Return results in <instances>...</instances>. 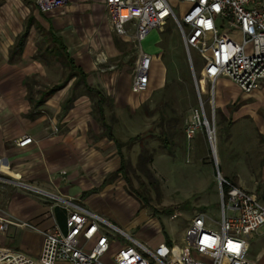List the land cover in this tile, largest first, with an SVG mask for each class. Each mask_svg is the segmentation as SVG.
I'll list each match as a JSON object with an SVG mask.
<instances>
[{"label":"rangeland","instance_id":"1","mask_svg":"<svg viewBox=\"0 0 264 264\" xmlns=\"http://www.w3.org/2000/svg\"><path fill=\"white\" fill-rule=\"evenodd\" d=\"M110 33L119 52L108 59L107 65L111 67L103 72L117 70L118 78L110 93L98 84L95 86L106 97L103 104L106 121L115 137L124 142L121 151L130 183L123 173L114 174L120 165V155L115 150L114 141H111L109 159L112 171L105 176L109 181L105 196L117 204L113 205V216L108 218L152 246L162 236L167 242L180 243L189 219L197 211H206L218 218L219 180L243 186L264 202L261 198L264 196V91L242 99L234 84L219 80L215 84L217 92H220L217 97L213 94L214 83L203 81L198 74L201 60L196 50L190 49L193 58L191 68L182 38L169 21L162 31L152 29L142 40L144 50L154 55L150 68L151 82L146 91L133 93L130 83L135 46L129 40L124 41L111 27ZM41 41L39 52L52 71L51 75L43 77L42 82L50 80V86L54 87L61 60L55 55L56 43L48 35ZM162 76L164 84L158 86ZM87 97L91 101L92 119L87 134L93 140L102 136L104 127L96 119L97 111L92 107L94 101L89 94ZM36 110L44 113L46 109L41 106ZM197 113L201 125L188 138L185 127ZM204 119L214 131L217 164ZM164 139H167L166 143ZM145 152L152 155L147 166L152 175L150 179L138 166ZM243 161L247 162L249 171L240 168ZM173 205H178L179 213L170 218ZM122 217L129 219L130 223H124ZM136 217L144 218V222L156 218L161 224L162 234L153 235L149 229L143 233L147 229L145 223L132 222ZM118 239L123 240L120 236ZM15 243L12 240L7 245L15 247ZM249 243V256L255 259L260 255L264 264V225L249 235Z\"/></svg>","mask_w":264,"mask_h":264},{"label":"crops","instance_id":"2","mask_svg":"<svg viewBox=\"0 0 264 264\" xmlns=\"http://www.w3.org/2000/svg\"><path fill=\"white\" fill-rule=\"evenodd\" d=\"M47 35L56 43L55 55L61 60L59 72L54 66L59 75L54 85L61 87L34 107L27 98L29 88L37 99L39 91L53 87L47 78V82H42L43 77L52 73L39 52L41 39ZM117 48L111 39L103 0H67L50 12L40 11L35 0H0V156L6 157L10 169L19 174L18 177L0 174V215L27 222L26 227L12 224L0 231V245L10 247L7 243L14 240L15 247L11 248L36 255L41 247V231L55 222L61 226L64 223L60 208L50 210L48 201L20 186L17 178L22 183L72 196L107 218L113 216V205L117 203L105 196V187L109 185L105 176L112 171L109 156L113 140L105 136L88 138L91 101L83 82L78 80V69L86 74L89 86L98 84L107 93L112 92L119 72L103 71L111 67L107 62L118 54ZM65 52L75 69L66 63ZM164 80L162 76L158 86H163ZM219 80L237 87L229 78L219 77L213 86L217 97L220 92L215 84ZM262 86L248 94L238 89L237 94L246 99L264 91ZM71 94L72 101L65 105ZM41 106L46 109L44 113L36 110ZM23 135H30L33 141L17 146L16 140ZM246 163L240 165L243 171H249ZM133 219L135 224L144 222V218ZM122 221L130 223L125 217ZM144 223L147 229L143 233L157 223L161 227L154 217ZM161 240L166 239L162 236Z\"/></svg>","mask_w":264,"mask_h":264},{"label":"built area","instance_id":"3","mask_svg":"<svg viewBox=\"0 0 264 264\" xmlns=\"http://www.w3.org/2000/svg\"><path fill=\"white\" fill-rule=\"evenodd\" d=\"M66 3L35 0L42 12ZM103 4L111 29L133 42L136 49L132 92L146 91L150 82L154 55L144 50L142 40L152 29L162 31L169 21L182 38L191 66L190 49L196 50L202 80L215 83L219 77H227L245 94L264 83V0H103ZM200 125L197 113L185 127L186 136L191 138ZM32 141L30 135H23L15 144L23 147ZM5 168L10 169V163L0 156L2 176L7 175ZM16 180L48 201L50 210L60 208L64 223L55 222L41 231L36 255L0 245V264H262L260 255L249 256V235L264 225V203L255 193L228 180H219L218 218L197 211L180 243L161 240L152 246L72 196ZM173 208L170 218L179 213L178 205ZM12 224L27 226L25 221L0 215V231ZM149 230L153 235L161 233L158 223Z\"/></svg>","mask_w":264,"mask_h":264},{"label":"trees","instance_id":"4","mask_svg":"<svg viewBox=\"0 0 264 264\" xmlns=\"http://www.w3.org/2000/svg\"><path fill=\"white\" fill-rule=\"evenodd\" d=\"M18 44L21 46L22 38L19 39ZM60 45H61V43L59 44V46ZM60 48H61V46H60ZM65 59H66V63L70 66L71 69L76 68V66L73 65L71 59L68 57L66 52H65ZM72 72L73 71H71L69 76H72ZM78 72H79L78 80L83 82L84 87L87 90V93L91 96V99L94 101L93 102V108H95L97 111L96 119L100 122L101 126L104 127V133L102 134V136H106L108 139L114 141L117 153L120 155V165H119V168L114 172V174L123 173L125 180L130 183V179L128 178V176H126V170H125L126 161L124 160V157H123L122 151H121V148H122L124 142L120 141L117 137H115V135L112 132L111 125L106 121V118L104 116L103 104H104V101L106 100L105 99L106 97L100 89H98L96 87H91L86 83V81H85L86 74L81 69H78ZM59 87H61V85H56L54 87H51L48 89V91H39L40 96L37 99L34 98L33 92H32L31 87H30L29 91H28L27 98H28L29 102L35 107V106L41 104L47 95H50ZM95 96L97 97V99H95ZM72 99H73V95L71 94V95H69V97H67L65 99L64 104L65 105L69 104L72 101ZM163 141H164V143H166L167 139H164ZM151 159H152V155L150 153L145 152V154L140 157L139 164H138L139 169L142 172H144L146 177H148L149 179L151 178L152 175H151L149 167H147V166H148V163L151 161ZM84 194H86V193H84ZM60 215H61V217H64L63 212H61Z\"/></svg>","mask_w":264,"mask_h":264},{"label":"bare ground","instance_id":"5","mask_svg":"<svg viewBox=\"0 0 264 264\" xmlns=\"http://www.w3.org/2000/svg\"><path fill=\"white\" fill-rule=\"evenodd\" d=\"M209 136H210V140H211V143H212V147H213V149L215 151V149H216L215 136H214V131H213V129L211 127H209ZM5 171L7 173H9L10 175H13V176H16V177H18V175H19L18 172L14 171V170H11V169L5 168Z\"/></svg>","mask_w":264,"mask_h":264},{"label":"water","instance_id":"6","mask_svg":"<svg viewBox=\"0 0 264 264\" xmlns=\"http://www.w3.org/2000/svg\"><path fill=\"white\" fill-rule=\"evenodd\" d=\"M191 68H192V66H191ZM193 75H194V73H193ZM203 123L205 124V126H206V128H207V133H208V136H209V127H210V126H209V124H208V122H207L206 119H204ZM209 140H210V136H209ZM210 145H211V150H212L213 155H214V158H215V163L217 164V159H216L215 151H214V149H213V147H212L211 140H210ZM217 174L219 175V170H218V168H217Z\"/></svg>","mask_w":264,"mask_h":264}]
</instances>
